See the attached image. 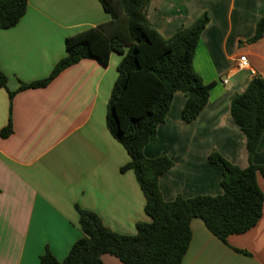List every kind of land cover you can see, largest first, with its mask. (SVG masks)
<instances>
[{"label":"crops","instance_id":"crops-1","mask_svg":"<svg viewBox=\"0 0 264 264\" xmlns=\"http://www.w3.org/2000/svg\"><path fill=\"white\" fill-rule=\"evenodd\" d=\"M206 14L193 69L213 83L208 101L190 123L181 118L185 98L176 92L163 123L143 148L146 158L167 157L173 166L158 180L164 201L177 196H219L221 174L208 161L216 151L229 163L248 166L246 140L230 114V99L254 77L264 78V35L250 42L264 16V0H149L146 16L164 38ZM110 20L97 0H28L25 14L0 29V264H39L45 250L62 261L82 236L78 210L96 214L110 230L132 236L148 223L144 198L129 157L109 134L105 118L121 55L106 66L83 59L46 87L19 90L43 80L66 56L65 39ZM245 56L247 69H237ZM264 164V131L252 155ZM257 185L264 195V179ZM181 264H264L262 215L248 231L222 242L200 219ZM103 264H121L110 255Z\"/></svg>","mask_w":264,"mask_h":264},{"label":"trees","instance_id":"trees-1","mask_svg":"<svg viewBox=\"0 0 264 264\" xmlns=\"http://www.w3.org/2000/svg\"><path fill=\"white\" fill-rule=\"evenodd\" d=\"M110 20L65 39L66 56L43 80L22 84L19 90L43 88L64 69L83 59L106 66L112 52L122 56L105 118L109 134L124 148L129 161L120 172L132 171L144 198L148 223H138L132 236L107 228L94 213L78 210L82 236L62 261L45 250L39 264H103L102 256L121 264H181L191 240L190 222L200 219L222 242L256 225L262 215L264 195L257 176L264 179V164L251 162L264 131V78L254 77L245 90L230 99V114L246 140L248 166L240 168L211 151L208 161L221 174L223 193L163 200L159 177L173 163L167 157L146 158L143 148L164 122L173 96L181 92L185 102L184 122L193 121L205 107L213 83L205 84L193 69V56L200 34L208 23L203 14L189 27H181L170 38L162 37L146 16L149 0H97ZM28 0H0V29L16 25ZM264 35V16L255 25L250 42ZM0 71V88L8 92ZM10 121L0 132L11 134Z\"/></svg>","mask_w":264,"mask_h":264},{"label":"built area","instance_id":"built-area-1","mask_svg":"<svg viewBox=\"0 0 264 264\" xmlns=\"http://www.w3.org/2000/svg\"><path fill=\"white\" fill-rule=\"evenodd\" d=\"M237 69H247L248 67V62L245 56H240L237 59V64H236Z\"/></svg>","mask_w":264,"mask_h":264}]
</instances>
